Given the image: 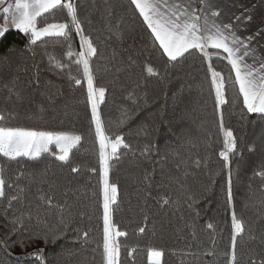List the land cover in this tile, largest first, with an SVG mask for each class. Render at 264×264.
Returning <instances> with one entry per match:
<instances>
[{
    "label": "trees",
    "instance_id": "1",
    "mask_svg": "<svg viewBox=\"0 0 264 264\" xmlns=\"http://www.w3.org/2000/svg\"><path fill=\"white\" fill-rule=\"evenodd\" d=\"M74 4L79 5L84 33L98 50L90 66L94 85L106 89L98 106L102 124L110 137L119 133L130 145L121 147L118 158L109 161L108 180L117 185L112 220L125 233L116 238L118 264H148L149 249L163 252L160 264H228L225 254L233 213L257 237L249 239L246 233L239 241L238 264H249L252 250H264L258 238L264 233V178L259 175L264 171V115L247 112L226 54L209 49V57L203 58L198 50H190L181 63L166 68L167 58L152 50L149 30L138 13L129 11V0H75ZM47 23H70L66 9L38 18L39 26ZM71 37V41L44 37L30 48L28 35L19 30H9L0 38V113L7 117L0 126L82 137L68 165L47 154L39 162L21 164L0 157V175L13 185L5 186L6 196L23 189L7 215V200L0 203V239L9 235L14 215L21 214L27 229L22 235L38 237L26 240L22 249L12 244L19 237L12 236V246L0 245V264H39L29 255L38 249H44L47 264H103L99 144L82 66L75 63L79 47L74 28ZM129 57L136 63L129 65ZM50 58L63 63V69H57L60 75L50 70ZM209 64L228 81L227 102L219 110ZM146 65L156 67L158 75L149 76L143 71ZM69 75L80 78L81 85L70 83ZM13 77L23 92L20 100L7 98L5 85ZM221 120L236 140L228 167L219 155L224 150ZM147 144L154 147L145 152ZM71 166L78 171L71 172ZM229 172L231 206L227 203ZM47 197L52 198L51 205ZM163 199L171 202L165 205ZM69 214L71 224L64 237L45 243V231L56 228L61 217Z\"/></svg>",
    "mask_w": 264,
    "mask_h": 264
},
{
    "label": "snow or ice",
    "instance_id": "2",
    "mask_svg": "<svg viewBox=\"0 0 264 264\" xmlns=\"http://www.w3.org/2000/svg\"><path fill=\"white\" fill-rule=\"evenodd\" d=\"M6 0H0V15L4 18V24L0 27V38L6 36L12 28L19 30L28 35L26 47L30 48L44 37H63L65 40L71 41V29H75V34L79 37L80 51L76 53L75 63L77 66H82L83 79L87 83V103L91 108V121L94 125L96 141L99 144V168H100V184L102 193V208H103V264H118L120 254V244L117 237L124 236L125 233L117 230L112 220L113 208L112 205L117 200V185L109 183L108 172L110 168L109 161L117 159L121 147L129 148L130 145L124 142L121 134L117 133L114 137L107 134L105 127L102 124L98 106L104 101L106 89L104 87H96L94 85V74L90 66V58L97 54V48L90 35L85 34L81 24L82 21L78 18V4H74L69 0L68 3H62V0H15L14 5L9 3L4 6ZM132 6L129 11L138 13L142 19L143 25L149 30L151 46L154 52L160 53V58H167L165 67H174L186 59L187 55H191L190 50H198L203 58L209 57V49L221 50L224 54V59L231 66V72L234 73V84L238 85L239 93L243 97L244 107L247 112L264 114V62L259 65V70L254 64L246 62V58L250 55L255 61V50L251 48L250 40L242 39L232 29L231 23L218 22L220 13L213 11L216 7L215 0H129ZM57 9L63 11L66 9V16L70 23H47L46 26H39L38 18L45 13H51ZM10 15V21H9ZM112 15L111 11L108 16ZM111 31V28H109ZM121 34L117 33V38ZM71 43H69L68 55L73 54L70 51ZM8 54H5L7 61ZM123 64V61H121ZM136 61L128 58V64H135ZM50 70L60 75L57 69H63L62 62L55 58L49 59ZM149 76L158 75L156 67L146 65L143 68ZM208 73L211 75V87L215 92V107L220 109L227 101L226 85L227 80L222 76L220 71H217L212 64L208 65ZM69 82L76 85H81V79L68 76ZM38 83V81H37ZM8 93L7 98L15 97L17 100L22 99L23 92L17 88L16 78L13 77L9 84L5 85ZM7 119L0 113V121ZM123 124V121L121 122ZM221 131L224 136V150L219 155L224 159L225 167L229 164V153L234 152L236 148V140L231 129H224L221 120ZM82 137L77 134H68L64 132L41 131L26 127L0 126V157L5 158L9 163L21 164L27 162H39L45 157V154L54 156L55 160L61 165L70 164V153L81 143ZM50 146L55 147L52 151ZM154 147L151 144L145 145V152H148ZM200 162H196L199 167ZM45 173H42L43 177ZM78 168L71 166V172L76 173ZM95 171V169H92ZM259 175L264 178V171ZM232 181L231 172H229L228 188H227V203L232 205ZM5 186L11 188L2 175H0V203L7 200L5 206V214L8 210L13 209V202L21 199L23 189H19V194L6 196ZM47 203L52 204V198L47 197ZM190 201L193 197L188 198ZM171 201L163 199L165 205ZM63 211V206L57 205ZM188 207L191 209L192 204ZM147 219V217H145ZM10 233L3 239H0V245L5 249L12 246L9 241L12 236L19 238L12 241V244L18 243L23 249L27 246L26 240H33L38 237L31 235L23 236L22 233L27 229L24 227V216H15L10 222ZM71 224V214L62 216L59 225L54 229H49L44 233V240L47 243L51 239L53 243L59 242ZM212 227L211 224L208 225ZM231 242L227 249L225 258L228 264H238L237 249L240 238L246 233L249 239H257L253 234L252 229L247 227L246 222L233 213L231 218ZM144 228H140L143 232ZM87 239L88 232L83 233ZM261 245H264V233L258 237ZM44 249H38L36 252L29 253L34 256L39 264H47L43 257ZM163 252L161 250L149 249L147 251L148 264H160V258ZM259 256V260L255 259ZM249 264H264V250L257 253L252 250V256L249 258Z\"/></svg>",
    "mask_w": 264,
    "mask_h": 264
},
{
    "label": "crops",
    "instance_id": "3",
    "mask_svg": "<svg viewBox=\"0 0 264 264\" xmlns=\"http://www.w3.org/2000/svg\"><path fill=\"white\" fill-rule=\"evenodd\" d=\"M74 1L71 0L73 3ZM68 2L69 0H62V3ZM9 3L14 5L15 0H6L4 6ZM215 4L216 7L213 11L220 13L218 22L231 23L233 25L232 30L242 39L248 40V38H251L250 44L251 48L255 50V61L250 55L246 58V62L254 64L259 70L260 63L264 62V0H215ZM3 24L4 18L0 15V27ZM9 28L10 30H17L12 28L10 24Z\"/></svg>",
    "mask_w": 264,
    "mask_h": 264
},
{
    "label": "rangeland",
    "instance_id": "4",
    "mask_svg": "<svg viewBox=\"0 0 264 264\" xmlns=\"http://www.w3.org/2000/svg\"><path fill=\"white\" fill-rule=\"evenodd\" d=\"M76 37H77V41H78V47H79V51H80V41H79V37L76 35ZM51 147H54V146H50V148ZM54 149H55V147H54Z\"/></svg>",
    "mask_w": 264,
    "mask_h": 264
}]
</instances>
